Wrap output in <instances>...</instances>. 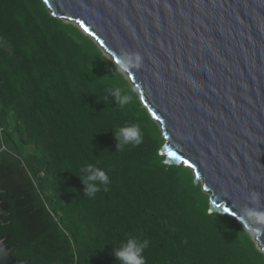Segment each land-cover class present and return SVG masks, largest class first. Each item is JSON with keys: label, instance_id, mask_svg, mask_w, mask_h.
Returning a JSON list of instances; mask_svg holds the SVG:
<instances>
[{"label": "trees", "instance_id": "obj_1", "mask_svg": "<svg viewBox=\"0 0 264 264\" xmlns=\"http://www.w3.org/2000/svg\"><path fill=\"white\" fill-rule=\"evenodd\" d=\"M0 38V237L14 259L119 264L113 247L133 234L150 241L147 264H264L192 169L165 162L157 122L91 36L43 0H0ZM113 84L133 96L123 109ZM133 122L143 142L115 151L112 130ZM89 163L111 179L93 198L78 178Z\"/></svg>", "mask_w": 264, "mask_h": 264}, {"label": "water", "instance_id": "obj_2", "mask_svg": "<svg viewBox=\"0 0 264 264\" xmlns=\"http://www.w3.org/2000/svg\"><path fill=\"white\" fill-rule=\"evenodd\" d=\"M43 2L126 73L165 162L190 167L210 210L227 208L264 253V0ZM124 51L142 57L139 69L119 66ZM16 245L0 237V264H29L12 257Z\"/></svg>", "mask_w": 264, "mask_h": 264}, {"label": "clouds", "instance_id": "obj_3", "mask_svg": "<svg viewBox=\"0 0 264 264\" xmlns=\"http://www.w3.org/2000/svg\"><path fill=\"white\" fill-rule=\"evenodd\" d=\"M2 43L4 41L0 38V44ZM141 65L142 57L138 53L128 51L121 53L119 66L126 70H131L133 68L139 69ZM105 93H110L115 105H119L121 109L133 102V96L129 90L118 84H113L107 88ZM112 131L115 140V151H124L129 146L137 147L144 139V132L138 122L126 123ZM79 171L81 176L78 178L83 185V194L85 196L93 198L98 192L108 190L111 179L101 168L89 163L82 166ZM259 198V193H251V199L254 202H258ZM244 211L246 212L247 210L245 209ZM149 245V239L129 234L117 246L113 247V255L119 264H147L144 253Z\"/></svg>", "mask_w": 264, "mask_h": 264}, {"label": "rangeland", "instance_id": "obj_4", "mask_svg": "<svg viewBox=\"0 0 264 264\" xmlns=\"http://www.w3.org/2000/svg\"><path fill=\"white\" fill-rule=\"evenodd\" d=\"M66 21V20H65ZM68 22V21H67ZM72 24H74V25H76V26H78L75 22H71ZM83 31V30H82ZM102 50V54H104L105 56H107V58H110L109 56H108V54L107 53H105V51L103 50V49H101ZM100 50V51H101ZM117 70L123 75V77L125 78V79H128L127 78V75H126V73L124 72V71H122L119 67H117ZM133 86V85H132ZM134 88V87H133ZM135 89V88H134ZM156 122V121H155ZM200 183V182H199ZM201 184V183H200ZM251 239L254 241V243H255V245H256V247L258 248V250L260 249V247L258 246V244H257V241L254 239V235L252 234V232H251Z\"/></svg>", "mask_w": 264, "mask_h": 264}, {"label": "snow or ice", "instance_id": "obj_5", "mask_svg": "<svg viewBox=\"0 0 264 264\" xmlns=\"http://www.w3.org/2000/svg\"><path fill=\"white\" fill-rule=\"evenodd\" d=\"M45 2H47V0H45ZM85 31H87V28H85ZM228 209L225 208V212L227 213Z\"/></svg>", "mask_w": 264, "mask_h": 264}, {"label": "flooded vegetation", "instance_id": "obj_6", "mask_svg": "<svg viewBox=\"0 0 264 264\" xmlns=\"http://www.w3.org/2000/svg\"><path fill=\"white\" fill-rule=\"evenodd\" d=\"M1 219V218H0Z\"/></svg>", "mask_w": 264, "mask_h": 264}]
</instances>
